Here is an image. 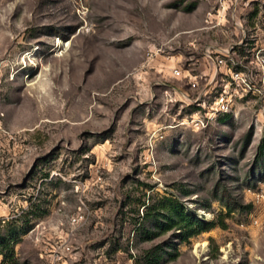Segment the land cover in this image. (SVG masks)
<instances>
[{
    "label": "rangeland",
    "instance_id": "374dc122",
    "mask_svg": "<svg viewBox=\"0 0 264 264\" xmlns=\"http://www.w3.org/2000/svg\"><path fill=\"white\" fill-rule=\"evenodd\" d=\"M245 1L0 0V233L27 228L0 264H147L157 247L178 249L163 264H264V68L249 62L264 0ZM243 38L233 56L254 92L184 124L197 105L166 99L193 94L171 68L200 70L207 45ZM164 195L219 223L183 241L160 231Z\"/></svg>",
    "mask_w": 264,
    "mask_h": 264
},
{
    "label": "built area",
    "instance_id": "2783aa9c",
    "mask_svg": "<svg viewBox=\"0 0 264 264\" xmlns=\"http://www.w3.org/2000/svg\"><path fill=\"white\" fill-rule=\"evenodd\" d=\"M245 38L240 41L233 42L230 47H220L214 44L207 45L204 53V67L200 70L193 71L187 70V73H183L180 67H172V75L176 77H185L189 88L193 94L189 91L185 93L176 86L168 87L165 89L164 94L168 101L175 102L180 98V94L191 100V104H196V108L187 114L184 119V124H189L193 129H203L217 120L220 113L228 112L233 106L237 97H245L250 92H254V87L249 81V71L246 68H239L242 64L244 67L248 65L236 61L234 59V44H238L244 41ZM249 62H255V64L263 69L264 68V55H253ZM225 75L227 78L223 84L222 89L213 94L211 97V89L209 87L217 75ZM205 83V84H204ZM197 94L196 96L194 95ZM211 98H203L206 94ZM260 197L261 195L258 194ZM257 222V219H255Z\"/></svg>",
    "mask_w": 264,
    "mask_h": 264
},
{
    "label": "trees",
    "instance_id": "16d2710c",
    "mask_svg": "<svg viewBox=\"0 0 264 264\" xmlns=\"http://www.w3.org/2000/svg\"><path fill=\"white\" fill-rule=\"evenodd\" d=\"M264 147V141H263ZM157 214L155 215L156 227L160 231H166L169 229L178 230L177 235L180 240H187L190 236L199 234L202 231L209 230L216 226L219 222L215 219L207 220L197 215V213L189 211L185 203L178 197L173 195H164L158 202ZM231 210V208L229 209ZM152 208H147L144 213V221L140 223L141 227H145V222L151 215L153 216ZM17 221V219H14ZM222 225L226 224L222 222ZM26 227H22L20 230L17 227L13 228L11 234L4 235L0 233V241L3 249H0V253L6 256H11L13 250L10 245V240L16 239L20 236L21 232H25ZM154 231H149L150 236ZM167 255V256H166ZM178 255V249L165 250L157 247L149 254L147 258V264H163L168 259H173Z\"/></svg>",
    "mask_w": 264,
    "mask_h": 264
},
{
    "label": "crops",
    "instance_id": "0c3cea01",
    "mask_svg": "<svg viewBox=\"0 0 264 264\" xmlns=\"http://www.w3.org/2000/svg\"><path fill=\"white\" fill-rule=\"evenodd\" d=\"M239 1H241V0H236V3H235V9H236V11H240V9L242 8H245V7H243L242 5H241V3H239ZM253 2V1H256V0H247V1H245V3L246 4H248V3H250V2ZM243 2V1H242ZM244 3V2H243ZM240 27H242L243 29L245 28V25H244V22L243 21H236V25L233 27V29H232V31H226L225 33H222V40L225 42V43H227V42H231V38H233L234 40H237L238 38L237 37H239L240 38V36H234L233 37V34L234 33H237V35H239L240 33H241V31H240ZM234 28H236L237 29V31L234 29ZM233 30H235V31H233ZM233 33V34H232ZM233 41V40H232ZM212 44H214L215 45V43H212Z\"/></svg>",
    "mask_w": 264,
    "mask_h": 264
},
{
    "label": "bare ground",
    "instance_id": "6f19581e",
    "mask_svg": "<svg viewBox=\"0 0 264 264\" xmlns=\"http://www.w3.org/2000/svg\"><path fill=\"white\" fill-rule=\"evenodd\" d=\"M206 245H207L206 243L203 244L204 247H206Z\"/></svg>",
    "mask_w": 264,
    "mask_h": 264
}]
</instances>
